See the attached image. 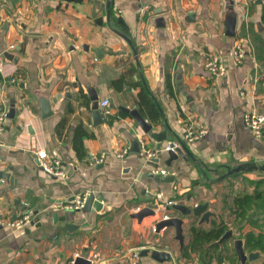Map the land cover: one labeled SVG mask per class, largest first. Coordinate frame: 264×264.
<instances>
[{
    "label": "crops",
    "instance_id": "1",
    "mask_svg": "<svg viewBox=\"0 0 264 264\" xmlns=\"http://www.w3.org/2000/svg\"><path fill=\"white\" fill-rule=\"evenodd\" d=\"M146 4L150 9L141 14ZM236 47L244 49V61L229 55L226 74L213 76L206 68L209 56ZM142 87L160 116L152 118L143 105L144 113L140 110ZM94 94L111 100L101 121L93 118ZM45 102L51 109L46 118ZM0 107L7 112L0 171L16 181L0 178V264H71L76 254L92 264H130L132 252L144 248L150 252L141 256L142 264H242L234 228L233 238L223 243L228 251L202 245L185 256L182 249L191 241L193 224L202 229L215 221L230 224L225 200L250 192L251 180L264 177L260 169L229 173L246 162L264 165V138L244 121L247 112L264 115V0H0ZM124 107L138 109L152 132L167 121L196 161L180 157L166 165L164 140L158 165L148 162L133 143L143 140L141 151L148 152L157 150V142ZM189 126L208 133L188 142ZM125 147L126 156L115 155ZM40 149L63 161V176L42 170ZM102 152L108 155L97 162ZM154 168H167L175 179L157 180ZM85 190L104 197L100 211L53 207ZM150 201L159 205L155 214L142 221L132 216ZM203 203L218 215L209 223L173 207ZM30 210L32 220L24 226L6 224ZM54 212L67 215L66 221L54 222ZM165 214L183 219L184 245L174 227L153 232ZM66 222L73 226L65 229ZM153 249L169 251L171 258L158 261ZM252 251L260 256L246 264H264V253Z\"/></svg>",
    "mask_w": 264,
    "mask_h": 264
},
{
    "label": "water",
    "instance_id": "2",
    "mask_svg": "<svg viewBox=\"0 0 264 264\" xmlns=\"http://www.w3.org/2000/svg\"><path fill=\"white\" fill-rule=\"evenodd\" d=\"M108 3H110V0H108ZM229 26H230L229 27L230 29H233L234 28L233 22L230 23ZM229 33H232V31L229 30ZM124 37L131 43L130 39L127 36L124 35ZM94 51L97 53L98 56H100L99 48H94ZM5 56L10 60H14V62H17L18 60L17 56L11 52H6ZM92 100H93V103H92L93 118L95 119V121L97 120L101 121L102 113L99 110V99H98L97 94L92 95ZM42 109H43L42 116L44 118H46L47 116L51 114L50 104L48 102H45V104L42 106ZM123 109L129 112L131 115H133L136 118V120L139 122L141 128L143 129L145 133L147 134L150 133V136L157 142L158 154L162 152V149H163L162 143L164 140H168L169 142H172L173 140L176 139L179 141L180 146L176 149V151H173V150L167 151V154L169 157H168V160H166L165 162L166 165L171 166L172 162L174 160L179 159L180 157L186 161H188L189 159H192L194 162L196 161L195 156L190 151L186 142L183 139H181L177 134L174 133V131L171 129L167 121H164V125L161 128V130L152 132L153 125L149 123L142 116V114L139 112L138 109L134 108L131 110L127 107H124ZM10 111L11 112L8 114V116L12 118L16 114V110L14 106L12 107ZM168 131L172 132L171 135H168ZM141 147H142L141 142L137 138L133 143L132 149H134L137 152H140ZM147 161L150 162L151 164L155 162L153 165L157 166L158 165L157 163H159V157L155 156L152 159H149ZM253 169L264 170V165H258L255 162H246V163L240 164L239 166L233 168L232 170L229 171V173L231 174L233 172H238L241 170H253ZM0 178H3L4 180H6L12 185L16 182L13 176H11V174H9L8 172L0 171ZM156 179L163 181V182H168V181H173L175 177L169 176V175L168 176H157ZM148 198L149 200H151V197H148ZM103 201H104V197L102 195L93 193L89 198H87L85 205H84V209L87 211H90V210L100 211L103 207ZM158 207L159 205L156 202L150 201L147 206L140 208L132 216L135 218H138L139 221H142V219L145 216L155 214V210L158 209ZM173 207L181 211L185 215H191V214H194L195 216L201 215L200 223L204 221L209 223L211 217H215V218L218 217L215 211L208 209L209 207L208 203L197 204L193 208H189L182 204H174ZM52 217H53L54 222H57L58 220L66 221L67 219L66 218L67 215H60L57 212L52 213ZM72 226H73L72 223L66 222L64 228L70 229ZM166 227H174L176 230V239L180 241L181 245H184L185 235H184V229H183V219L178 216H173V217H170L169 219L160 220L159 222L156 223L157 232H160V230ZM233 236H234V230L229 229L219 238V240H217V242L223 245V243L226 240L233 238ZM234 247L237 251L238 259L239 261H241L242 264H246L249 260L257 259L260 256V252L258 251H251L247 253L245 251L244 240L242 238L234 239ZM149 252H150L149 248H144L140 251V254L141 256H146ZM151 256L158 261H165L171 258V253L165 250L153 249L151 251ZM74 264H92V259L89 257H85V256H77Z\"/></svg>",
    "mask_w": 264,
    "mask_h": 264
},
{
    "label": "built area",
    "instance_id": "3",
    "mask_svg": "<svg viewBox=\"0 0 264 264\" xmlns=\"http://www.w3.org/2000/svg\"><path fill=\"white\" fill-rule=\"evenodd\" d=\"M150 9V6L148 4L143 5L140 9V13L144 14ZM11 47H14V45H11ZM232 56L234 60L237 63H242L246 57L245 51L241 47H236L230 54H212L209 56V58L206 61V68L207 70L215 77H222L226 74L227 68H228V61L227 57ZM99 110L104 114L110 113L111 111V100L110 98H104L99 101ZM7 112L3 110L0 107V130L4 129V126L2 125V122L6 119ZM244 121L245 124L253 131V133L257 137L264 138V115L257 113L255 111L247 112L244 115ZM208 133V129L206 128H196L189 126L187 131L184 134V139L188 142H192L195 140H199L203 138ZM141 141V150L144 149L145 142L143 140ZM180 146V143L176 140H173L172 142H168V144L165 146V151L173 150L176 151V149ZM143 156L146 157L147 160L152 159L153 157L157 156L158 150L154 151H141ZM130 152L128 147L122 148L121 150L115 152V155L118 157H124ZM37 156L40 160V167L42 170H44L47 174L54 177H61L65 174V169L63 166V161L60 158L50 156L48 152L44 149H40L37 152ZM108 153L102 152L100 156L96 159L97 162H104L106 159ZM2 161V158L0 157V162ZM153 173L155 175L159 176H168L170 174V171L167 168H154ZM94 192L92 190H85L83 193L74 196L72 199L66 200L64 202H56L53 207L57 209H64L68 211H77L84 208L85 202L87 198H89ZM138 208L136 212L139 210ZM159 209V207H158ZM33 211L30 210L28 212H25V214L14 221H8L6 224L12 226V227H20L24 226L28 222L32 220L33 217ZM170 216L167 214L162 216L161 220L169 219ZM0 224H4L2 220H0ZM153 232H156V225L152 228ZM78 254H76V257ZM130 264H142L141 262V254L139 250H136L132 252V254L129 256ZM75 259L71 261V264H74Z\"/></svg>",
    "mask_w": 264,
    "mask_h": 264
},
{
    "label": "trees",
    "instance_id": "4",
    "mask_svg": "<svg viewBox=\"0 0 264 264\" xmlns=\"http://www.w3.org/2000/svg\"><path fill=\"white\" fill-rule=\"evenodd\" d=\"M167 87L172 88L171 77L166 76ZM148 109L151 117L160 116V111L156 102L149 96V92L142 87L141 99L139 101L140 110L144 113V108ZM84 132V131H83ZM253 189L250 192L237 193L233 197L231 195L224 202V209L227 217L232 218L229 222L221 220L215 221L209 229H202L196 225H192L191 241L182 249L185 256L189 255V248L199 250L202 245L207 248L220 250L221 253L228 251L226 245L221 246L217 240L230 228H234L238 233V237L245 241V249L250 252L252 250H260L264 253V177L251 180ZM219 255V261L223 259ZM207 264H211L208 260Z\"/></svg>",
    "mask_w": 264,
    "mask_h": 264
},
{
    "label": "rangeland",
    "instance_id": "5",
    "mask_svg": "<svg viewBox=\"0 0 264 264\" xmlns=\"http://www.w3.org/2000/svg\"><path fill=\"white\" fill-rule=\"evenodd\" d=\"M230 219V217H228Z\"/></svg>",
    "mask_w": 264,
    "mask_h": 264
}]
</instances>
